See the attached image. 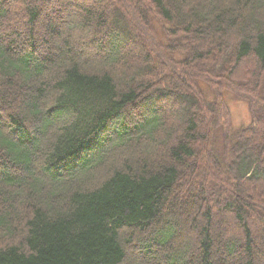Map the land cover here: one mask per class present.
Here are the masks:
<instances>
[{
  "label": "trees",
  "instance_id": "1",
  "mask_svg": "<svg viewBox=\"0 0 264 264\" xmlns=\"http://www.w3.org/2000/svg\"><path fill=\"white\" fill-rule=\"evenodd\" d=\"M0 264H264V0H0Z\"/></svg>",
  "mask_w": 264,
  "mask_h": 264
},
{
  "label": "rangeland",
  "instance_id": "2",
  "mask_svg": "<svg viewBox=\"0 0 264 264\" xmlns=\"http://www.w3.org/2000/svg\"><path fill=\"white\" fill-rule=\"evenodd\" d=\"M147 7L150 8V5L148 3H147ZM65 9H67V8H65ZM15 11H16V17H15L16 20L21 19L20 20L21 22L22 21L25 22L27 20L25 18V14L23 11H21L19 9L15 10ZM68 11H69V9H68ZM55 49H57V47ZM202 85H203L204 89L206 88L207 90H209L205 84H202ZM209 92H210V90H209ZM225 97H226L227 104H228V106L231 110V113H232V119H233L234 126L237 128V127H241V126L249 124L251 116H250V110H249L248 104L245 101L237 100L230 93H226ZM233 227L234 226H232V224L229 225L230 229H233ZM140 242H141L140 239L136 240V242H135L136 248L138 250H139Z\"/></svg>",
  "mask_w": 264,
  "mask_h": 264
}]
</instances>
